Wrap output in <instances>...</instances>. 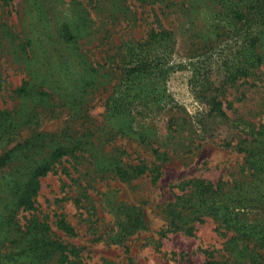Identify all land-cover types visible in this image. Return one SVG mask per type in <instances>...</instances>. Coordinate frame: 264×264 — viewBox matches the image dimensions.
I'll use <instances>...</instances> for the list:
<instances>
[{"label": "rangeland", "instance_id": "obj_1", "mask_svg": "<svg viewBox=\"0 0 264 264\" xmlns=\"http://www.w3.org/2000/svg\"><path fill=\"white\" fill-rule=\"evenodd\" d=\"M263 14L264 0H0V264H37L19 255L37 223L77 264H264L220 213H198L199 184L218 187L233 209L246 197L234 212L264 232V178L248 186L245 162L264 149ZM135 44L160 48L166 106L108 114ZM57 144L71 152L39 178L34 210H14L27 166ZM115 164L146 170L122 182ZM178 197L189 203L171 215Z\"/></svg>", "mask_w": 264, "mask_h": 264}, {"label": "trees", "instance_id": "obj_2", "mask_svg": "<svg viewBox=\"0 0 264 264\" xmlns=\"http://www.w3.org/2000/svg\"><path fill=\"white\" fill-rule=\"evenodd\" d=\"M229 13L235 15V17L239 19L243 17L239 10H235L233 8L229 11ZM164 34L168 33L152 32L150 39H153L152 41L154 43L155 37ZM135 45L136 46H133L130 50H128L123 57L125 70L124 73H122V76L124 77L122 80V88L115 92V94L117 93V96L115 98L113 97L109 102L110 105L107 112L108 114L129 112L135 107L146 106L149 104H154L160 107L166 106L165 88L162 86V82L166 77L164 75H167L169 68L161 66L163 56L159 55L157 52L160 48L155 47L151 49L148 48L151 46L146 44L145 45L147 47L144 45L141 46L140 44ZM258 58L259 57H256V60H258ZM259 61L261 60L259 59ZM247 71V67L238 66L235 70V75L233 76L232 80H235L238 75H246ZM77 78V82L73 89H77L78 94H82L84 96L86 93V88L91 86L93 81L90 82L89 79H86V75L82 74L77 76ZM262 127V130L259 128L257 131L253 132V135L256 136L254 140L257 139V137H264V126ZM78 142L77 145H81L83 143L82 141ZM69 152H71L69 147L59 146V144H57L50 153L51 155L48 159L38 164L35 162L34 165H28L27 169L25 168L26 181L20 185H15L14 190L12 191L13 200L11 207L14 210H34V201L32 199L38 190L39 178L46 176V174L50 171L51 166L56 161L69 154ZM247 154L248 156L245 162L249 163L248 169L251 172L250 175H252V177L254 176L253 181L249 182L251 184L248 186H250L254 184L258 178L260 180L264 178V149H261L260 151H251ZM8 160V154L2 155L0 157V168L6 165ZM145 170L146 168L142 167L141 165L134 166L132 168L130 166L123 167L115 164L114 167H111L109 172L114 174V176L119 181L127 182L143 175ZM199 186L202 189L205 188L206 190L202 193H199L198 195V198H201L203 201V203L198 205V213L201 212L200 210H203V213H220L221 218H223V222L226 223V225H230L238 237H248L251 239V243H254V246L251 248L253 253H257V250H262V248H264V232H257L256 228L250 230L251 227L246 225V218L243 216V214L240 212H234V210H237L241 207L240 201L246 200V197H243L241 194L242 197L236 203L237 209H233L229 204V201L224 199L225 194H223V196H221L218 200L215 199L219 196V191L217 190L218 187H216L215 190H212V186L210 185H204L201 183ZM238 187L243 188L240 183L236 182L234 184L233 190L239 192L240 189H238ZM242 193L247 192L245 190ZM180 197H178L179 201L177 200L173 204L168 205L167 212L170 210L173 211L171 215L178 213L177 216H181L185 210V207L182 205L183 201L187 204L189 203L187 199L180 201V199H182ZM190 197L192 198V193L190 194ZM232 198L235 199V197ZM129 220L130 218H128V221ZM37 225L41 226L44 231H46V226L44 223H37ZM57 227L67 235L72 234V229L63 220L57 222ZM44 231H40V236L36 235L37 237L34 238L29 246H22V249H19V255L25 254L34 260H38L37 264H48L51 259H53L56 264H62L63 262H66L67 264L68 262H70V264H77L75 261H71L70 259L71 255L74 253L71 251L68 252L67 247L63 246L61 243L48 239L47 236H45ZM56 255L59 257H55ZM258 257L262 259L261 256ZM205 264L225 263L209 261Z\"/></svg>", "mask_w": 264, "mask_h": 264}]
</instances>
